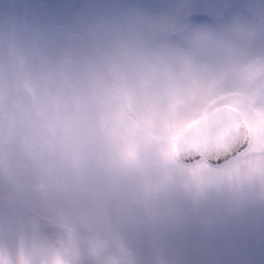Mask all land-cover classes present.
<instances>
[{
    "label": "clouds",
    "instance_id": "1",
    "mask_svg": "<svg viewBox=\"0 0 264 264\" xmlns=\"http://www.w3.org/2000/svg\"><path fill=\"white\" fill-rule=\"evenodd\" d=\"M264 42L236 27L96 49L82 68L0 73V201L31 195L55 232L0 264H135L122 232L177 193L264 203Z\"/></svg>",
    "mask_w": 264,
    "mask_h": 264
},
{
    "label": "rangeland",
    "instance_id": "2",
    "mask_svg": "<svg viewBox=\"0 0 264 264\" xmlns=\"http://www.w3.org/2000/svg\"><path fill=\"white\" fill-rule=\"evenodd\" d=\"M226 20L264 42V0H232ZM183 0H0V73L21 63L42 73L51 64L82 68L93 52L149 41L172 28ZM200 29V30H201ZM31 195L0 201V242L51 237L55 229ZM135 264H264V203L246 189L214 187L177 193L167 219H130L122 232Z\"/></svg>",
    "mask_w": 264,
    "mask_h": 264
},
{
    "label": "snow or ice",
    "instance_id": "3",
    "mask_svg": "<svg viewBox=\"0 0 264 264\" xmlns=\"http://www.w3.org/2000/svg\"><path fill=\"white\" fill-rule=\"evenodd\" d=\"M238 5L232 0H183L175 18L172 28L160 35V39H165L171 34L191 33L201 29L210 18L226 20L238 10ZM250 139L246 138L244 147L249 143L264 144V130L257 131L253 125Z\"/></svg>",
    "mask_w": 264,
    "mask_h": 264
}]
</instances>
